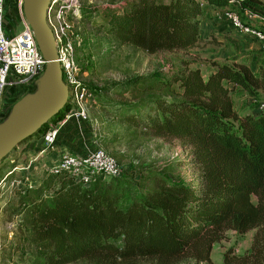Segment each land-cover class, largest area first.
I'll return each instance as SVG.
<instances>
[{"label":"trees","instance_id":"16d2710c","mask_svg":"<svg viewBox=\"0 0 264 264\" xmlns=\"http://www.w3.org/2000/svg\"><path fill=\"white\" fill-rule=\"evenodd\" d=\"M201 2L222 9L239 4L264 17V4L258 0H127L92 11L103 17L111 38L156 53L197 43ZM213 66L216 69L205 77L199 68L175 72L170 79L163 78L162 71L152 73L148 78L154 81L178 83V97H148L133 104L115 103L116 107L87 85L104 108L126 123L185 140L202 167L205 191L152 170L125 171L89 185L65 177L45 198L39 187L30 188L20 203L41 242L37 261L65 264L87 256L104 262L187 253L208 259L212 244L226 229L242 233L255 228L249 253L238 261L264 264V107L258 113L237 114L230 95L238 86L258 97V90H264V67L254 73L244 64L214 61ZM141 78L113 82L103 89L123 93Z\"/></svg>","mask_w":264,"mask_h":264},{"label":"rangeland","instance_id":"374dc122","mask_svg":"<svg viewBox=\"0 0 264 264\" xmlns=\"http://www.w3.org/2000/svg\"><path fill=\"white\" fill-rule=\"evenodd\" d=\"M12 1L8 0L5 14V33L9 35L21 29ZM126 1L80 0V7L90 11L82 13L78 9L73 15V35L79 39L75 55L81 68L80 79L86 85L98 89L99 96L106 99L110 106L116 107L115 103L133 104L155 96L178 97V83L170 82L165 85L162 81L148 78L157 71L163 72V78L170 79L175 72L194 68H199L205 77L214 68V61L238 66L244 64L254 73L258 72L259 67H264V42L234 31L218 17L215 9H206L204 2L200 4L201 9H204L199 24L202 35L190 48L149 53L127 42L115 40L106 34L102 24L103 17L92 9L106 5H124ZM258 1L264 4V0ZM238 7L240 8L239 4ZM257 22L259 25L252 21L256 28L264 31V22ZM135 77L142 78L129 91L117 93L111 89H103L113 82ZM34 90L35 87L26 90L19 85L7 88L0 100V120L7 118L14 102ZM257 93L258 97H252L239 87L231 90L233 107L240 114L257 113L260 104L264 102V90L259 89ZM99 96L95 95V112L91 109L89 112L94 121L92 135L96 147L107 150L124 164L129 173L157 171L169 179L191 182L197 188L202 186L205 191L202 167L195 161L194 154L186 148L188 143L185 140L158 134L149 127L126 123L116 112L104 108ZM30 140L20 143L0 161V264H42L36 260L42 250L41 242L35 238L25 206L20 203V196L30 188L39 187L40 196L49 197L66 179L63 175H52L42 164H38V157L30 158V153L27 155L23 152L24 145H37V141ZM179 147L183 150L181 156L171 158ZM33 162L35 164L30 167L29 164ZM151 186L157 184L152 183ZM251 199L256 201L254 195H251ZM255 230L252 228L241 233L226 229L221 239L212 244L208 259L197 253L173 258L137 256L104 262L84 256L65 264H243L238 259L249 253Z\"/></svg>","mask_w":264,"mask_h":264},{"label":"built area","instance_id":"2783aa9c","mask_svg":"<svg viewBox=\"0 0 264 264\" xmlns=\"http://www.w3.org/2000/svg\"><path fill=\"white\" fill-rule=\"evenodd\" d=\"M7 4L8 0H0V100L4 91L14 85L22 86L26 90L35 87L36 79L45 68V60L34 32L23 13V0L12 1L21 29L15 34L5 33ZM79 7L80 0H50L47 9V22L54 36L62 79L68 91L66 112L59 120L49 122L45 131L35 139L50 148L55 144L60 128L67 121L74 119L78 131L82 132L83 123L91 119L90 108L96 104L95 95L80 79L81 68L75 55V46L79 39L73 35V15L78 12ZM217 15L234 31L264 42V31L254 26L255 23L259 25L258 20L264 22L262 15L238 6H227L219 10ZM263 107L264 103H261L259 110ZM186 148L192 154L191 146L187 145ZM182 151L180 147L177 148L171 158L181 156ZM44 168L52 175H63L82 185L117 177L126 171L123 163L101 147H89L82 154L63 148ZM199 190L203 191L202 186Z\"/></svg>","mask_w":264,"mask_h":264},{"label":"water","instance_id":"95a60500","mask_svg":"<svg viewBox=\"0 0 264 264\" xmlns=\"http://www.w3.org/2000/svg\"><path fill=\"white\" fill-rule=\"evenodd\" d=\"M49 3L50 0H23V13L34 32L45 68L35 81V90L14 102L7 118L0 122V161L20 143L38 138L42 133L37 132L68 104L54 36L47 22Z\"/></svg>","mask_w":264,"mask_h":264},{"label":"crops","instance_id":"0c3cea01","mask_svg":"<svg viewBox=\"0 0 264 264\" xmlns=\"http://www.w3.org/2000/svg\"><path fill=\"white\" fill-rule=\"evenodd\" d=\"M205 6H206V9H208V8L209 9L210 8L215 9L216 12H218L219 10L222 9V7L218 8V7H215L213 5H209L207 3H205ZM236 6H238V4ZM202 11L204 12V9ZM202 22L203 21L201 20V24H202ZM201 35H202V33L200 32L199 38H201ZM204 36H205V33H204ZM215 69L216 68L214 67L210 71H213ZM253 72H255V71H253ZM229 86H231V84H229ZM237 88H238V86H235L232 90H236ZM96 106H97V104L93 105V107L90 108L92 112L94 111ZM234 110L237 114H240L236 111L235 107H234ZM90 118H91V116H90ZM93 125H94V121L91 118L89 121L83 123V125H82L83 131L79 132L78 127H77V122L74 119H71L68 123H66L59 130V132L56 136L55 144L53 145L52 148L46 147L43 143H37V145H33L32 147H29L28 145H24L22 150H24L23 152H25V154H27V155L30 153L28 155V157H30V158H37L38 157L40 159L38 164H42L43 167H45L46 163H49L51 158H53L63 148H67V149H69V150H71L77 154H82L89 147L90 148H96V145H95L96 142H94L93 135H92L94 133V129H95V127H93ZM34 140L35 139H33V140L31 139L30 141H34ZM34 164H35V162L29 164V166L32 167Z\"/></svg>","mask_w":264,"mask_h":264}]
</instances>
